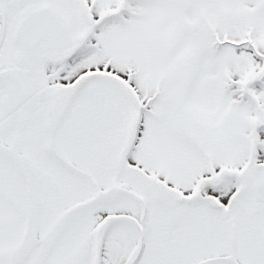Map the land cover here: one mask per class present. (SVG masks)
<instances>
[{
    "label": "snow or ice",
    "instance_id": "1",
    "mask_svg": "<svg viewBox=\"0 0 264 264\" xmlns=\"http://www.w3.org/2000/svg\"><path fill=\"white\" fill-rule=\"evenodd\" d=\"M0 264H264V0H0Z\"/></svg>",
    "mask_w": 264,
    "mask_h": 264
}]
</instances>
